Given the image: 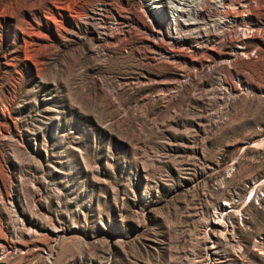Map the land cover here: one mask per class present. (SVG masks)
Returning <instances> with one entry per match:
<instances>
[{
	"label": "rangeland",
	"instance_id": "374dc122",
	"mask_svg": "<svg viewBox=\"0 0 264 264\" xmlns=\"http://www.w3.org/2000/svg\"><path fill=\"white\" fill-rule=\"evenodd\" d=\"M217 1L0 0V264H264V0Z\"/></svg>",
	"mask_w": 264,
	"mask_h": 264
},
{
	"label": "built area",
	"instance_id": "2783aa9c",
	"mask_svg": "<svg viewBox=\"0 0 264 264\" xmlns=\"http://www.w3.org/2000/svg\"><path fill=\"white\" fill-rule=\"evenodd\" d=\"M222 2H225V0H222ZM201 4H202V0H201V2H200V4H199V8H198V10H197V18L196 19H193V24L192 25H189V28H192L193 26H196L197 25V21L199 20V18L201 17V16H204L205 15V11L201 8ZM205 17V16H204ZM246 17H248V15H244L243 16V18H242V20H244V19H246ZM154 31L156 32V33H158L157 32V30L156 29H154ZM206 38L207 37H204L203 38V40L205 39L206 40ZM174 41H176V44L178 45V46H183V45H186V43H187V41H191V40H186V39H178L177 37H176V35H172L171 37H170V42H174ZM195 42V41H194ZM197 42V45H194V51H198V49H195V47H200V46H202V45H200L201 43H200V41H196Z\"/></svg>",
	"mask_w": 264,
	"mask_h": 264
},
{
	"label": "bare ground",
	"instance_id": "6f19581e",
	"mask_svg": "<svg viewBox=\"0 0 264 264\" xmlns=\"http://www.w3.org/2000/svg\"><path fill=\"white\" fill-rule=\"evenodd\" d=\"M157 1V0H156ZM159 1H161L162 2V6H159V7H164V6H166V0H159ZM175 2H177V3H179V5H185V4H180L182 1H186V0H174ZM213 1H215V0H213ZM217 2H219V0L217 1ZM215 3V2H214ZM223 3V2H222ZM241 3V2H240ZM216 4V3H215ZM222 6V5H221ZM243 6H245V5H242V7ZM223 7V6H222ZM241 7V6H240ZM245 8V7H244ZM236 9V8H235ZM238 9H240V8H238ZM178 11H180V8L178 9ZM181 12H182V14H184L185 13V9L184 8H182L181 9ZM190 12V11H189ZM194 12H197V10L195 9L194 10ZM237 20V19H236ZM242 20V19H241ZM244 21V20H243ZM189 25H192V24H186V23H184L183 24V28L185 29V30H187V29H189ZM221 36L220 35H215V36H213V37H211L210 39H211V41L213 42V43H215L216 41H218L219 40V38H220ZM247 38H243L242 40L244 41V40H246ZM238 46V50L239 49H242V47L241 48H239V45H237ZM237 49H234L233 50V52L231 53L232 54V56H235V52L238 54V50ZM237 50V51H236ZM243 52V51H242ZM224 206H226L225 204H224ZM214 225H217V224H214Z\"/></svg>",
	"mask_w": 264,
	"mask_h": 264
}]
</instances>
